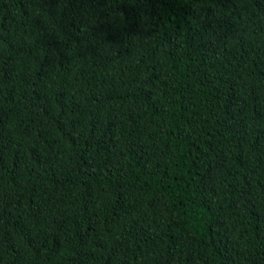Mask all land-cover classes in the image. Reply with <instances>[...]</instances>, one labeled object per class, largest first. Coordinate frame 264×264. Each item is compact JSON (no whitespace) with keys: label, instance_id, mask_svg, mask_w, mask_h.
Wrapping results in <instances>:
<instances>
[{"label":"trees","instance_id":"trees-1","mask_svg":"<svg viewBox=\"0 0 264 264\" xmlns=\"http://www.w3.org/2000/svg\"><path fill=\"white\" fill-rule=\"evenodd\" d=\"M0 264H264V0H0Z\"/></svg>","mask_w":264,"mask_h":264}]
</instances>
